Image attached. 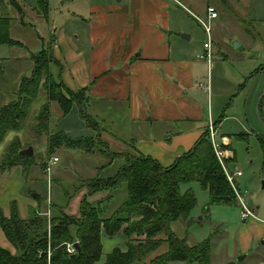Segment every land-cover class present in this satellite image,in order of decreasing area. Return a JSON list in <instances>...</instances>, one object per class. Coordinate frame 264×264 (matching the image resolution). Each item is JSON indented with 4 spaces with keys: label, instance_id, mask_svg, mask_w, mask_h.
Segmentation results:
<instances>
[{
    "label": "crops",
    "instance_id": "1",
    "mask_svg": "<svg viewBox=\"0 0 264 264\" xmlns=\"http://www.w3.org/2000/svg\"><path fill=\"white\" fill-rule=\"evenodd\" d=\"M13 1L28 25L19 24L21 17L11 0H0V17L10 18V38L21 44L0 45L1 98L8 99V95L17 98L20 81L30 73L31 55L45 47L50 33L55 61L50 65L51 74L68 91L85 93L84 110L102 126L119 150H133L167 168L189 152L203 134L209 135L212 126L214 143L221 136L220 149L230 156L226 168L236 164L230 138L237 133L225 134L222 127L227 117L224 119L223 107L239 82L252 73V68L243 69L232 63L215 41L216 36L213 39L212 26L233 24L236 29L252 28L263 41L264 0H212L205 4V10L201 5L206 0H48L46 18L37 14L36 0ZM208 7L214 8L216 18H208ZM200 12L205 22L199 19ZM30 16L33 21H29ZM192 17L203 29L210 28L209 36L204 29L208 48H204L205 43L202 49L192 45L190 35L188 40L181 38L188 34ZM23 31H29V39H25ZM4 47L6 50H2ZM258 47L255 50L264 52L263 42ZM262 73L264 70L253 72L251 77ZM5 75L13 78L9 79L13 81L11 90L4 87ZM257 101L263 114L264 96ZM38 106H34V111ZM75 107L66 116L52 115L49 110L55 123L54 127L48 125L45 132L49 136L63 133L70 138L92 137L84 130ZM67 151L78 155L77 150ZM121 165V161H113L102 169L100 177L111 178ZM44 168L41 166L43 172ZM8 171L0 169V209L9 217V204L15 201L20 219L27 220L39 204L32 197V194L39 196L38 187L30 189V197L22 195L21 188L35 182L32 181L35 173L27 179L19 166ZM101 195H93L90 201L103 199L105 195ZM79 203L80 200H71L66 213L71 211L78 216ZM263 237L262 232L259 238ZM101 247L102 255L95 264H105L106 256L115 248L126 251V240L121 232L109 237L102 231ZM0 248L13 256L21 253L1 229ZM250 249V245L241 247L240 252Z\"/></svg>",
    "mask_w": 264,
    "mask_h": 264
},
{
    "label": "trees",
    "instance_id": "2",
    "mask_svg": "<svg viewBox=\"0 0 264 264\" xmlns=\"http://www.w3.org/2000/svg\"><path fill=\"white\" fill-rule=\"evenodd\" d=\"M13 7L21 14L20 7L11 0ZM49 10L48 0H36V11L46 18ZM6 17H0V45L20 47L21 44L10 39L9 22ZM43 47L38 53L31 55L32 71L28 78H23L17 88V98L8 105L0 108V144L8 132L19 131L22 122L27 118L33 101L37 98L41 88L61 106L62 115H66L71 104L79 109V115L87 125L97 129V122L84 113L83 105L86 97L83 91L72 93L64 85L57 82L50 73V65L55 64L51 55ZM48 54V55H47ZM261 70H264V68ZM51 83L44 85L45 81ZM68 93L67 96L63 91ZM57 92V93H56ZM81 95V102L73 100ZM72 96V97H71ZM42 111H47L44 106ZM47 115L37 118V125L46 130L43 122ZM98 138V137H97ZM242 138V135H239ZM99 139H72L63 134L50 136L49 154L54 150L65 148L82 152H93ZM258 144L263 155L264 166V136L258 138ZM10 150V149H9ZM8 150V151H9ZM17 149L14 151L13 162L9 166L22 165L26 168L33 165V159L20 156ZM108 162L115 158L124 159L116 176L110 180L100 178L90 179L84 186L90 191L104 189H118L125 187L126 200L110 216H106L103 202L89 203L83 198L78 218L63 213L56 204L52 207V227L46 232L27 241V231L44 222L36 216L37 210H32L29 218L21 220L15 203H12L10 217H5L0 209V229L6 239L12 244L19 255H11L0 248V264H95L101 256V232L112 237L122 230L127 238L126 251L113 249L105 259V264H169L172 262L209 263L210 246L206 242L200 246L188 247L184 240L178 238L172 231V225L178 221L191 222L190 213L195 207L196 200L190 189L181 192V186L197 183L209 194V206L235 205V193L228 183L224 171L215 157L208 134H203L194 147L167 167H162L150 157L135 153L133 150L122 156L108 155ZM229 159L225 163H229ZM20 163V164H19ZM38 200V197H36ZM125 225V227L122 226ZM74 230V231H73ZM159 236H164L161 239ZM138 237V240L136 238ZM143 238V240H141ZM77 241L78 250L75 255L69 256L65 251V244ZM166 245L164 254L147 262L143 260ZM50 250L47 260L46 251Z\"/></svg>",
    "mask_w": 264,
    "mask_h": 264
},
{
    "label": "rangeland",
    "instance_id": "3",
    "mask_svg": "<svg viewBox=\"0 0 264 264\" xmlns=\"http://www.w3.org/2000/svg\"><path fill=\"white\" fill-rule=\"evenodd\" d=\"M208 1L211 2L212 0L202 2V10H205V4ZM37 14L42 16L38 12ZM19 15L21 17L19 24L25 23L28 25V23H26L27 21L23 20L22 12ZM197 15L199 19L205 22L203 18L204 14L202 12ZM6 18L10 20L8 16ZM28 18L29 21H33L31 16ZM42 18L44 17L42 16ZM192 19L193 22L190 21V28L187 32L188 34L185 35L191 36L192 45H197L198 48L202 49L203 43L206 42V35L203 27H201V23L194 17H192ZM27 32L29 31H23L25 39L30 38ZM255 33L256 30H253L252 28H244L242 30L236 29L233 24H224L217 27L212 26L213 39L215 40L216 36L215 41L223 47V53L229 55L232 63L235 64L236 67L239 66V68H252V73L249 74L245 80L243 79L239 82L237 90L228 98L227 103L223 107V109H225L223 112L224 119L227 117V120L222 127L223 130L227 132L225 134L237 133L236 136H231L230 138L232 150L236 155V164L233 165L232 168L228 166L227 168L231 174H236L238 172L241 173V177H236L234 179V184H236L235 186L240 191L239 195L241 194L240 196L243 199L245 206L250 210L251 216L247 219L241 217L242 205L236 195L234 199L235 205L233 206H209L208 192L203 190L197 183L181 186L180 190L182 193L188 189L192 191L196 204L190 213V224L187 226L185 222L178 221L172 225V231L178 238L184 240L188 247L200 246L208 242L210 246L208 264H264V237L261 239L259 238V235L262 232L264 233V166L262 151L258 144V138L264 136V115L262 114V110L258 109L257 101L259 96H264V73L251 77L253 72L258 73L261 71V68H264V52L262 50H255V47L259 48L258 46L261 42L264 44V39L261 41ZM52 37L53 36L49 33L47 41H44V48H46L49 55L50 47L53 46L54 42ZM235 44L238 46L235 47ZM2 50H6V48L4 47ZM24 66L25 65L22 67ZM28 71H30L29 74H31L32 63H29ZM29 74L27 77H29ZM9 79L13 78L9 75H5L4 87H10L11 90L13 89V81L11 80L10 82ZM49 83L51 82L47 80L44 85ZM46 86L49 87V85ZM62 91L65 95L69 96L66 91ZM8 97V99L0 97V108L15 100L13 95H8ZM81 98V95H78L72 99L81 102ZM263 104L264 102L262 103V106ZM37 105L39 106L34 111V108ZM50 105H52L51 108ZM44 106H47L48 114L47 111H42ZM73 106L75 107L76 105L74 103L71 104L67 114L71 111ZM49 110L52 115L56 113L62 115V108L58 102H56L55 99H49L47 93L41 88L38 92L37 98L31 105L27 118L22 122L21 129L19 131L8 132L6 134L8 135V138H4V141L0 144V169L7 168L10 173L14 167L19 166L23 170V177H27V179H31L35 173L32 179V181L35 182L31 185L22 187L21 193L22 195L25 194L27 197H30L31 190H36L38 187V191H35L36 193H39V204L36 209V216H38V218H43L44 222L38 226L35 225L31 227L27 231L28 238L26 243L30 241L36 233L39 235L44 232H46V234L49 233L52 227L50 220L52 217V207L55 204L58 207H61L64 214L78 218L80 214V203L83 198H86L88 202L92 204L103 202L104 207L107 208L105 211L106 216L113 214L126 200L124 186H121L118 189L97 190L92 193L84 186V183L90 179L101 178L100 173L102 169L111 165L113 161H121L123 165L124 159L122 158H115L107 165L108 155L113 156L114 154L119 157L130 149H126L125 151L119 150L115 143L112 144L100 124H97L98 127L97 129H94V131L87 127V125L92 127L91 120H89L86 125L81 119L77 107L76 110L78 117L85 127L84 130H87L92 134V137L84 136L78 138L92 140L99 139L98 145L93 147V152L77 151L78 155H71V153L65 148L56 149L53 153L49 154L50 136L42 130L41 127L36 126L38 123L37 118L39 114H42L43 116L47 115V119H45L43 125L47 129L48 125L54 127L55 120L54 118L50 119ZM84 112V114L89 117L85 110ZM33 116H37L36 120L32 119ZM237 135H242V138H238ZM72 139H77V137H73ZM215 139L218 148H220L221 136H217ZM28 147L32 148L33 154L31 158L33 159V165L26 168L22 167L20 163V165L9 166L10 162H13L14 151L17 149L24 150ZM52 158L58 159V162L55 163L58 165L55 169H53L55 164L51 165L50 173L45 174V172L41 170V166L45 167L48 160ZM120 167L115 171L111 178H101V180H110L115 177ZM56 173L58 174L56 175ZM100 193L103 194L101 196L105 195L103 199L95 202L90 201L93 195ZM71 200L74 202L80 200L78 206L79 212L76 217L72 215L71 211H69V214L65 211ZM14 202L15 201L10 202L9 211ZM123 227H125V225L122 226V229ZM120 232L123 235L122 230H120L118 234H120ZM123 237L125 238L127 245L128 240L124 235ZM159 237L163 239L164 236ZM136 240H138V237ZM141 240H143V238ZM74 242L76 243L77 241ZM248 245H250L251 249L248 252L241 253V247H248ZM166 250V245L160 246L157 250L146 256L143 262L145 263L164 254ZM48 251L50 250L47 249L46 251L47 260L50 257ZM239 258L243 259L238 261ZM169 264L199 263L172 262Z\"/></svg>",
    "mask_w": 264,
    "mask_h": 264
},
{
    "label": "built area",
    "instance_id": "4",
    "mask_svg": "<svg viewBox=\"0 0 264 264\" xmlns=\"http://www.w3.org/2000/svg\"><path fill=\"white\" fill-rule=\"evenodd\" d=\"M207 14H208V18H211V19H214L217 17V13L215 12L214 8L212 7H208L207 8ZM205 33L209 36V33H210V28L208 26H206L205 28ZM209 46V43H205L204 44V48H208ZM263 115H264V104H263ZM213 135H214V131H213V127L212 126H209V140L211 142V145L213 146V150H214V154H215V157L216 159L218 160V162L220 163L223 171H224V174L226 176V179L228 181V183L231 185L235 195L237 196V198L239 199L241 205H242V213H241V217L243 219H247L249 218V216H251V212L250 210L245 206L244 202H243V199L241 198V194L239 195V190H237L236 186H235V182H234V179L235 177H238L241 175L240 172L236 173V174H231L229 173V171L227 170L226 168V165H225V160L228 159V157H230L229 155H227V152L221 150L220 148H218L217 144L214 143V140H213ZM58 162V159L57 158H52L48 161V163L46 164L45 168H44V172L45 174H49L50 171H51V165H54L55 163ZM77 243V242H76ZM74 244L75 242H72V243H67L65 244V251L66 253L69 255V256H73L76 254L77 250L74 248ZM49 250V249H48ZM50 253V251H48Z\"/></svg>",
    "mask_w": 264,
    "mask_h": 264
},
{
    "label": "water",
    "instance_id": "5",
    "mask_svg": "<svg viewBox=\"0 0 264 264\" xmlns=\"http://www.w3.org/2000/svg\"><path fill=\"white\" fill-rule=\"evenodd\" d=\"M182 39H185V40H188L189 37L187 35H182L181 36ZM238 45L235 44V47H237ZM32 148L31 147H28L27 149H24V150H21L19 152V155L20 156H24V157H27V158H31L32 157ZM263 188H264V183H263ZM32 197L33 198H36V194H32ZM74 248L76 250H78V243H75L74 244ZM243 258H239L238 261L242 260Z\"/></svg>",
    "mask_w": 264,
    "mask_h": 264
}]
</instances>
